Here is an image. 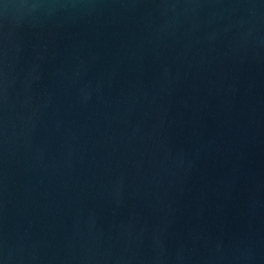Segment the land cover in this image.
Wrapping results in <instances>:
<instances>
[{"label": "water", "instance_id": "1", "mask_svg": "<svg viewBox=\"0 0 264 264\" xmlns=\"http://www.w3.org/2000/svg\"><path fill=\"white\" fill-rule=\"evenodd\" d=\"M0 264H264V0H0Z\"/></svg>", "mask_w": 264, "mask_h": 264}]
</instances>
